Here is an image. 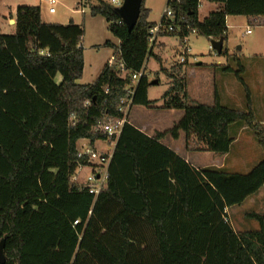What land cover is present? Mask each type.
Returning a JSON list of instances; mask_svg holds the SVG:
<instances>
[{
    "label": "trees",
    "instance_id": "obj_1",
    "mask_svg": "<svg viewBox=\"0 0 264 264\" xmlns=\"http://www.w3.org/2000/svg\"><path fill=\"white\" fill-rule=\"evenodd\" d=\"M95 1L91 15L104 17L120 43L105 42L114 50L113 60L91 84L78 83L85 68L83 25L46 23L40 6L20 5L15 33L0 34L3 264H138L128 198L143 192L149 202L153 199L154 208L156 193L167 210L166 219L157 223L160 264H264V217L250 214L261 228L241 233L225 221L228 208L241 205L264 186V159L247 173L225 167L196 169L162 143L167 135L178 140L184 133L188 151L227 155L239 130L247 127L264 152V127L241 74L237 77L247 94L246 110L224 105L217 92L211 105L191 103L185 79L166 69L149 45V30L156 23L149 22L145 0L132 31L111 3ZM205 1L220 7L201 21V0H179L176 14L184 28L167 36H178L181 44L192 34L223 39L218 55L238 62V73H243L239 58L226 48V20L264 19V0ZM151 57L170 79L161 108L181 110L183 117L154 137L127 123L106 186L95 197L72 180L80 167L90 166L88 157L79 156L77 143L116 138L98 131V122L123 118L121 101L132 74L147 70ZM216 68L231 70L229 65ZM154 81L144 75L137 82L133 106L156 107L157 101L148 98ZM143 177H149L148 182L137 189Z\"/></svg>",
    "mask_w": 264,
    "mask_h": 264
},
{
    "label": "rangeland",
    "instance_id": "obj_2",
    "mask_svg": "<svg viewBox=\"0 0 264 264\" xmlns=\"http://www.w3.org/2000/svg\"><path fill=\"white\" fill-rule=\"evenodd\" d=\"M78 1L59 0V3L56 5L57 13L55 16L64 18L67 23L73 21L74 23L83 25L85 29V36L82 42L85 59L82 81L85 82L92 80L100 68L111 58L113 48L105 46V42L107 40L115 42L118 39L109 32L108 23L104 17H93L91 15V7L96 4L95 0H84L83 3H81V0L79 3ZM104 1L110 3V0ZM167 2L168 0H145V8L150 10L149 20L159 22L167 6ZM23 4H37V6L41 7L43 16L46 19L51 18L48 10L49 5L46 2H41V0H0V13L4 5H8L14 9L16 5ZM79 8H83L84 12H77ZM213 8V5L202 2L199 8V18L204 19L208 11ZM1 21L2 17L0 16V29H2ZM228 23L232 27L228 30L226 48L232 51V54H230L232 57L239 58L241 65L245 68L243 73H238L241 69L238 62L232 59L229 62H225V57L216 55L211 49V40L197 34H192L187 38L191 51L190 55L186 57L187 61L184 64L179 63L180 54L183 52V44H181L180 38L178 36H167V47L163 56L164 61L167 66H172L171 73L178 74L180 72V77L185 79L191 103L213 104L214 93L217 91L224 105L246 110L247 94L237 77V74H241L246 86L250 90L253 112L257 120L264 127V19L259 21L252 20L247 23L244 19L234 18V20ZM247 25L251 29V34L245 33ZM239 47L242 49H239ZM219 61L224 63V65H229L231 70H217L216 66ZM148 70L151 72L149 75L151 81L158 80V77L161 79L158 85L151 87L149 97L153 100H161L163 94L168 89L169 78L161 72L160 64L153 57L148 61ZM162 106L163 101L160 106L156 104L157 108H148L155 111L151 114H145L142 108L133 107L130 120L139 126L145 122L148 126L158 125L163 129L172 128L175 124L174 120H180L184 113L183 111L160 112V110H163ZM119 136L114 140L99 141L98 144L92 145L91 148L94 151L110 153L111 144H115L114 147L119 152ZM83 144L79 145L80 151H83L85 148ZM211 154L214 155V153ZM204 155L200 154L195 156V158L200 162L215 163L219 167H225L232 172L244 173L249 172L253 166L264 159L263 150L255 141L252 130L247 127L239 130L235 144L228 155H219L217 158L206 157ZM117 161L118 158L115 156L114 162L117 163ZM101 169L99 165L92 163L90 166L81 167L77 172L78 182L75 183L84 186L86 178L93 171ZM148 179L149 177H143V180L138 183L136 188L142 189L146 182H148ZM149 183L153 185L152 180ZM263 189L261 190V195L258 194L260 195L259 200L251 205L247 201L243 207L236 208L235 211L240 212V214L242 211L246 213L260 212L257 211L260 208L264 211ZM132 197L134 195L129 196L128 202L130 204V216L134 225L133 237L139 248L137 263L160 264L157 223L166 219L167 210L158 202V195L156 193L153 195L155 202L157 199L156 208L153 207V199L150 202L147 200L145 192L141 193V195L139 194V196L137 195L135 198ZM238 223L240 225L231 223L238 233L242 232L239 231L240 229L254 231L261 228L260 222L257 219L251 217L250 220H246L244 215L239 217Z\"/></svg>",
    "mask_w": 264,
    "mask_h": 264
},
{
    "label": "crops",
    "instance_id": "obj_3",
    "mask_svg": "<svg viewBox=\"0 0 264 264\" xmlns=\"http://www.w3.org/2000/svg\"><path fill=\"white\" fill-rule=\"evenodd\" d=\"M80 1V0H79ZM79 1H78V3H79ZM41 2H43L42 0H41ZM202 2L203 3H205V4H211V5H213V9H211V10H209L208 11V13H207V15L205 16V18L211 13V12H213V11H216L219 7H220V5L219 4H215V3H210V2H207V1H205V0H201V4H202ZM78 3H77V6H78ZM23 5H28V4H23ZM30 5H35V6H37V4H30ZM18 6H20V5H16V7L13 9V8H11L10 6H8V5H4L3 6V9H2V12L0 13V16L2 17V23H1V28L2 29H0V34H14L15 33V30H16V26H15V22H16V20H15V17H16V9H17V7ZM77 12H79L78 10H77ZM42 13V12H41ZM56 13H57V11H56ZM56 13H54V14H51L50 16H51V18H49V19H46L44 16H43V14H42V20L44 21V22H46V23H58V24H62V25H68L69 23H67L66 21H65V19L64 18H58V17H56L55 16V14ZM204 18V19H205ZM234 18H241V19H244V20H246L247 21V23L248 22H250V21H252V20H261V19H256V18H247V17H244V16H229V17H227V20H226V22H227V27H228V30L232 27L228 22L229 21H231V20H234ZM204 19H200L201 21H203ZM149 22H152L151 20H149ZM152 23H157V22H152ZM75 24H77V23H75ZM77 25H80V24H77ZM247 27H249V25H247L246 26V29H247ZM246 33V32H245ZM251 34V33H250ZM166 39H167V35H161V36H159L158 37V39H157V41H156V43H155V45H154V47H153V52H154V54L155 55H157V56H160L161 57V59H162V62H163V66L166 68V69H168L170 72H171V70H172V66H170V65H166V63H165V61H164V58H163V56H164V54H165V51H166V47H167V44H166ZM108 41V40H107ZM109 41H111V40H109ZM114 45H119V43H120V41L118 40H116L115 42H113V41H111ZM188 45H189V40H188ZM242 49V48H241ZM190 51H191V49H190ZM230 54H232V51L230 50ZM113 53H114V50H113ZM113 55V54H112ZM189 55H190V52H189ZM188 55V56H189ZM112 57V56H111ZM154 59H155V57H153ZM109 60V59H108ZM156 60V59H155ZM149 61V60H148ZM148 61H147V67H146V71H147V73H148V77H149V75H150V70H148ZM108 62V61H107ZM106 62V63H107ZM225 62H228V60H227V58H225ZM105 63V64H106ZM105 64H104V66H105ZM200 65H202V63H200ZM217 65V64H216ZM224 65V63H222V62H218V65L217 66H223ZM104 66L102 67V68H100V70L97 72V74H96V76L92 79V80H89V81H85V82H83L82 81V78L78 81V83L79 84H82V85H84V84H91V83H93L97 78H98V76L100 75V73L102 72V70H103V68H104ZM217 70H220V68H218ZM156 73H158V72H156ZM179 73L180 72H178V74L177 75H179ZM58 79H59V81L61 80V77H58ZM149 79H151L150 77H149ZM160 77H158V80H156L157 81V84L156 85H158L159 84V82H160ZM207 80H208V78H207ZM152 86H155L154 84L152 85ZM151 86V87H152ZM151 87L149 88V90H148V98L151 100V101H158V103H157V105H161L162 104V99L161 100H153V99H151L150 97H149V91H150V89H151ZM170 87V79L168 80V88ZM202 90H203V88H201ZM167 91V90H166ZM188 92V91H187ZM217 91H215V93H216ZM215 93H214V97H215ZM218 93V92H217ZM221 100H222V98H221ZM211 105V104H210ZM134 108H142V110L144 111V113L145 114H147V113H153V112H155V111H152L151 109H148V108H146V107H143V106H133ZM132 110H133V108H132ZM165 111H181V110H168V109H163V110H160V112H165ZM131 113H132V111H131ZM176 114V113H175ZM178 114V113H177ZM130 116H131V114H130ZM130 116H129V123L128 124H131L132 126H134L135 128H137V129H139L140 131H142V132H144L145 134H147L148 136H150V137H152V136H155L157 133H164V132H166V131H168V130H170L171 128H168V129H163V128H161L160 126H158V125H154V126H148L145 122L144 123H141L140 124V126L139 125H137V124H135V123H133V122H131V120H130ZM179 120H174V123H177ZM154 134V135H153ZM108 141V140H107ZM90 141L89 140H85V139H83V140H80L78 143H77V147H78V149H79V145L81 144V143H84L83 145H86L87 143H89ZM99 143V141L98 142H96L95 144H98ZM162 143L164 144V145H166L167 147H169L170 149H172L173 151H175L179 156H181L182 158H184L186 161H188L191 165H193L196 169H203V168H207V167H219V165H217V164H215V163H211V162H207V161H205V162H200V161H198L196 158H195V156H198V155H203V154H205L204 156H209V157H213V158H217V156H219V155H216V154H214V155H212L211 153H209V152H195V151H188L187 150V147H186V136H185V134L184 133H180V136H179V139L178 140H175V139H173L172 137H170L169 135H167L165 138H164V140L162 141ZM235 144V142L233 143V145ZM115 144H111V147H110V150H109V152H114V149H115ZM209 153V154H208ZM228 155V154H227ZM77 172H78V170H77ZM262 188H264V186L262 187ZM262 188L258 191V193L257 194H255V195H253V196H251V197H249L248 199H246L245 200V202H243L241 205H238V206H233V207H231V208H228L227 209V214H228V217H229V219H230V221H231V223H233V224H236V225H240V223H238V219H239V217L241 216V215H244V217L246 218V220H250L251 219V217H250V214H252V213H254V214H259V215H261V216H263L264 217V211H262V209L260 208V209H258L257 211H260V212H250V213H246V212H241V214H240V212H238V211H235L236 210V208H240V207H243L245 204H246V202L248 201V202H250V205L251 204H253V203H255L257 200H259L260 198H259V196L261 195L260 193L262 192L261 190H262ZM264 190V189H263ZM258 194H260V195H258ZM263 198H264V195H263ZM262 211V212H261ZM239 231H246V230H243V229H240Z\"/></svg>",
    "mask_w": 264,
    "mask_h": 264
},
{
    "label": "built area",
    "instance_id": "obj_4",
    "mask_svg": "<svg viewBox=\"0 0 264 264\" xmlns=\"http://www.w3.org/2000/svg\"><path fill=\"white\" fill-rule=\"evenodd\" d=\"M43 2H46L49 5V13L54 14L56 13V5L59 3V0H42ZM84 0H81V3H83ZM110 3L115 7H121L123 4L122 0H110ZM179 3V0H168L167 6L163 12V16L159 22L156 23L154 27H152L149 30V45L151 48L154 47L157 39L161 35H167L171 33H180L182 29L184 28L181 24L182 18L179 20L176 14V8L175 5ZM201 6V3H200ZM199 6V8H200ZM79 12H84L83 8H79ZM251 29L247 27L246 34H250ZM188 39L186 38L184 40L183 44V52L180 54L179 63L184 64L187 60L186 57L189 55L190 47L188 45ZM211 49L215 52L216 55L217 52L213 49L211 45ZM113 56V55H112ZM110 61L113 60V57L109 59ZM108 60V61H109ZM123 66V64H122ZM148 75L147 71L145 69L141 70L140 72L132 74V83L128 86V92L127 95L122 99L121 103L122 106L120 107V111L124 114L123 118L121 119H112V118H104L103 120L98 122L97 130L102 132L103 134L108 135V137H117L121 134L123 127L129 123V116L131 114L132 108H133V96L135 93V87L137 82L144 76ZM89 104V102H87ZM92 144L89 142L85 145V148L83 151H80L78 149V153L80 157H88L89 163L91 165H99L101 170H95L93 171L87 178L86 182L84 183V187L88 189L89 193L93 194L95 197H97L101 190L106 186L107 180H108V167L113 155V152L110 153H102L100 151H94V149L91 148ZM81 168V167H80ZM79 168V169H80ZM72 180L74 182H78V174L73 176ZM225 221H230L228 214L227 217H225ZM78 221L75 222L77 224Z\"/></svg>",
    "mask_w": 264,
    "mask_h": 264
},
{
    "label": "water",
    "instance_id": "obj_5",
    "mask_svg": "<svg viewBox=\"0 0 264 264\" xmlns=\"http://www.w3.org/2000/svg\"><path fill=\"white\" fill-rule=\"evenodd\" d=\"M141 5L142 0H124L122 6L116 8L129 31H132L137 24L140 16ZM211 45L217 54H221L224 49V40H212ZM240 48L241 47H239V49ZM153 84L156 85L157 81H154ZM4 262L5 258L3 255V249L2 246H0V263L3 264Z\"/></svg>",
    "mask_w": 264,
    "mask_h": 264
}]
</instances>
